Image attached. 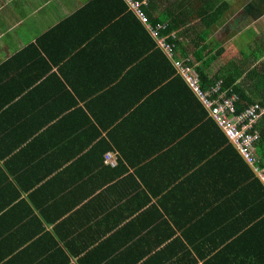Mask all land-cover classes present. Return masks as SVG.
Wrapping results in <instances>:
<instances>
[{
    "label": "crops",
    "instance_id": "obj_1",
    "mask_svg": "<svg viewBox=\"0 0 264 264\" xmlns=\"http://www.w3.org/2000/svg\"><path fill=\"white\" fill-rule=\"evenodd\" d=\"M144 1L175 57L125 0H0V264H264V182L176 64L264 75V0Z\"/></svg>",
    "mask_w": 264,
    "mask_h": 264
},
{
    "label": "built area",
    "instance_id": "obj_2",
    "mask_svg": "<svg viewBox=\"0 0 264 264\" xmlns=\"http://www.w3.org/2000/svg\"><path fill=\"white\" fill-rule=\"evenodd\" d=\"M125 1L168 56L175 57L176 43L170 41L169 38L172 36L178 38V32L162 35L160 29L164 28L165 24H152L150 18L143 11L144 0ZM176 64L179 72L210 110L212 117L224 129L230 141L240 151L245 160L253 166L255 172L264 182V161L259 159L255 152L256 144L261 138V132L257 125L264 115V106L257 102L249 104L245 109L239 111V96L233 89H223V79L218 80L211 89H204L197 64H185L181 59L176 60ZM116 157L117 155L111 151L105 153L106 162L109 164L115 165L117 163Z\"/></svg>",
    "mask_w": 264,
    "mask_h": 264
},
{
    "label": "trees",
    "instance_id": "obj_3",
    "mask_svg": "<svg viewBox=\"0 0 264 264\" xmlns=\"http://www.w3.org/2000/svg\"><path fill=\"white\" fill-rule=\"evenodd\" d=\"M224 8H225V6H222V9H221V6H215L214 8L210 9L211 12H210V10H208V12L206 14L207 18L205 20V24L207 27H212L221 18V15L223 13ZM154 22H156V21H154ZM152 24L155 25L156 23L152 22ZM180 24H181V22L177 19L175 20V22H172V21L167 22L165 27L160 29V33H162V35L171 34L175 30H177L179 33V31H181L180 26L183 25L184 23H182L181 25ZM180 38H181V36H180ZM204 39L205 38L203 37V40ZM169 40L170 41H177V39L175 40V38L173 36L170 37ZM179 42H180V39H178V41L176 42V49L179 48ZM200 45L201 44H198V47ZM211 63H212V60H206V62H204L202 65H200L199 67L197 66V69H198L200 76H201V82L203 84L204 89L205 88L211 89L212 86L215 85L216 82L221 79V77L213 76L211 78L209 76V71H208L209 69L208 68L210 67ZM189 64H191V62H189ZM193 64H195V63H193ZM243 72H244V70H236V72H232L231 74H229L228 77H225L223 89H225V90L233 89L240 96L241 100L238 103V110L239 111L245 109L249 104H252V103L259 102L264 106V99L263 100L256 99L255 96L250 95V93L245 89V87L242 83H238V80L241 77ZM260 74H261V70L257 69V68L251 69L250 72L248 73L250 79H252L253 82L255 83V85H254L255 91L258 90L261 92V90L264 88V75H260ZM257 76H259V77H257ZM188 85H189V83H188ZM190 89L193 92V94L198 97V95L194 92V90L191 88V86H190ZM257 128L261 132L262 138L259 140V142H257L256 155L258 156L259 159L264 161V115L261 117V119L257 125ZM227 138H228V140H230L228 136H227Z\"/></svg>",
    "mask_w": 264,
    "mask_h": 264
},
{
    "label": "rangeland",
    "instance_id": "obj_4",
    "mask_svg": "<svg viewBox=\"0 0 264 264\" xmlns=\"http://www.w3.org/2000/svg\"><path fill=\"white\" fill-rule=\"evenodd\" d=\"M247 33L249 35H251L252 37H256V32H254L253 30H247ZM245 38L247 37H243V38H238L240 41H243ZM241 46V44H240ZM244 49L247 50L249 53L251 52L252 48L248 45L244 46ZM245 71V70H244ZM252 84V81L249 79V77H245L244 79V85H251ZM254 87V86H253Z\"/></svg>",
    "mask_w": 264,
    "mask_h": 264
},
{
    "label": "clouds",
    "instance_id": "obj_5",
    "mask_svg": "<svg viewBox=\"0 0 264 264\" xmlns=\"http://www.w3.org/2000/svg\"><path fill=\"white\" fill-rule=\"evenodd\" d=\"M161 24H163V23H161ZM174 32V31H173ZM164 35H169V34H164Z\"/></svg>",
    "mask_w": 264,
    "mask_h": 264
}]
</instances>
